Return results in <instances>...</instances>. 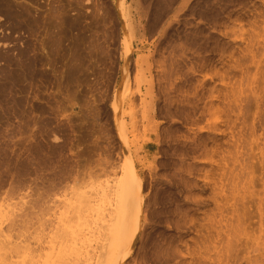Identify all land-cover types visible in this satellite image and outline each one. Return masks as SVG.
Wrapping results in <instances>:
<instances>
[{"label":"rangeland","instance_id":"1","mask_svg":"<svg viewBox=\"0 0 264 264\" xmlns=\"http://www.w3.org/2000/svg\"><path fill=\"white\" fill-rule=\"evenodd\" d=\"M5 1L16 13L14 14L17 16L18 29L12 32L0 28V35L6 34L13 39L22 38L21 47L28 49L26 56L30 53L29 57L25 56L23 59V62H26L25 65L28 66L22 62L21 69L18 70L19 76L22 74L24 77L27 76L20 82L26 84L24 89L25 87V90L28 89L27 94H24V89L23 92L21 91L23 86L20 84L22 88L17 98L21 100L24 97L20 101L22 113L25 112L24 109H27L26 114L29 110L32 113L29 112L27 117L26 114H23L24 116L21 115L17 118L14 115L12 118L11 112L2 113L3 118L0 116V120L4 121L6 125L8 124L7 127L4 122L0 121V130L2 129L0 141L3 140L8 143V146L5 144L2 146L11 152L7 149H4V152L0 151V161L4 165L9 163V166H3L0 162V166H3V168L0 167L2 170L0 171V178L5 184L1 185L4 187L0 192H8L7 190H11V187L15 193L19 190L25 191L31 184L36 185V189H43H37V191L39 190L38 193L47 191L46 194L40 195L49 201L48 205L51 210H46L45 215L47 214V219L50 216L55 224L45 228L44 232L48 237L43 233L47 238L46 240L51 244L50 247L45 244L48 246L45 247L46 252L52 250L50 252V255L53 254L52 257L50 256L51 259L55 258L53 261L59 264L63 257L68 253L70 254L71 248H68L77 242V238L76 241L75 238L72 239V234H75L74 237L81 234V237L78 238H81L82 242L86 241L87 238L86 244L89 243L87 249L89 248L90 257H98L99 255L103 258L102 256L107 253L109 247L107 245L105 249L106 244L103 243L110 242L113 244L111 242L114 241L116 246L117 240H114L113 235L115 237V234H118L121 240L119 249L110 245L115 248L116 253L113 252V248H111L113 250L108 248L115 255H112L110 251L108 253L112 256L105 255L109 258L113 257L118 262L125 256L135 233L142 226L135 249L124 260L123 264H264V229L262 231L260 228L258 229L259 221L257 222L258 218H256L258 199L255 197L252 198L247 195L246 199L248 202L246 207L248 206L247 208L251 212H256L252 213L253 216L255 214L254 219L257 222L253 223L257 224L254 225V230L235 228L229 237L220 238L222 240L216 237L218 242H215L219 217L217 205L213 200L215 199L213 185L218 180L222 168L221 151L214 153L213 157V152L210 150L208 158H212L214 162L208 160L206 164H199L198 169L195 167L194 175H192L194 177L191 180L196 187L193 188L187 187L184 182L179 181L180 176H173L179 167L166 160L169 153H172L173 156L178 155V151L171 147V152L166 151L169 144L172 146L175 143L174 139L178 135L177 126L172 125V122L180 123L181 120L182 123L187 116L180 114V112L166 110L167 106L179 104L181 96L178 95L177 90L169 92L172 91L170 86H166L169 80L162 73L174 67L175 60L182 50L201 52L195 46L188 44L180 32L174 33L169 38L171 31L165 30L166 21L169 17H172L171 20L175 19V10L166 15L162 22H153L160 18L164 12L165 4L169 1L162 0L160 3L161 0H125L123 13L127 20V31L124 30L120 15L117 12L119 0H3V2ZM255 2L259 8L264 5V0H256ZM198 13L195 12L193 15L190 12L189 14L193 18L199 19ZM251 15L247 12H240L235 14L233 18L240 17L239 20L243 21L245 27L248 28L249 22L253 19V15ZM3 18H0V22L3 21ZM229 22V20L223 19L221 23L228 25ZM260 32L264 37V24ZM221 41L222 45L225 40ZM129 42H131L133 51L127 62L126 45ZM228 51L230 52L227 49V53H229ZM236 52L235 55L240 58L241 54H238L240 51ZM259 57L262 64L256 78L252 75L254 68L246 58L242 62L247 65V70L250 72L252 70L248 76L241 74L240 70L231 68L228 60H225V63L224 60L221 61L214 56H210L208 60L193 63L185 69L189 73L199 75V81L203 82L199 94L204 101L211 102L213 100L214 103L213 109L206 111L207 117L200 125L204 126L208 119L214 121L213 118L217 117L218 119L215 121L219 129H225L228 124L226 120H228L229 111L226 109L228 102H226L225 95L234 84L242 78L244 79L246 87L243 93V97H245H242L243 105L240 103V107L238 105L236 108L232 104L235 110L230 115L233 116L234 121L238 120L234 125L236 132L240 127L242 130L244 128L247 130L244 129L245 132H242L246 133L249 143H251L253 127H256L255 134L260 141L259 147L255 146L251 150L248 147L249 152L247 151L245 155L247 163L245 180L254 178V189L257 192L264 187L260 181V178H264V51L259 54ZM220 67L221 69H219ZM221 72L224 75L227 74V78L225 76L224 80H222ZM163 86H165V90ZM226 89L229 90L226 91ZM20 93H23L22 96ZM192 93L193 90L190 91L191 95ZM121 99L125 103H123V110L119 115L120 124H122V139L120 141L114 122L112 104L114 101L120 102ZM24 101L26 104L22 105ZM25 105L29 107L26 106L25 108ZM6 114H9L11 118ZM31 116L35 117L32 119ZM6 117L10 120L7 121ZM194 117L196 118L197 114ZM235 117L239 118L236 119ZM13 119H17L18 123ZM35 119L38 120V123L42 122V127L47 126L44 127L45 130L42 128L43 132H40L41 126L37 124ZM241 125H244V128ZM252 125L254 126L252 127ZM24 126L29 127L24 129ZM12 127H16L14 131L17 129L22 132L16 131L11 135L10 132L12 133L14 129ZM35 129L39 130L36 131ZM5 130L11 137L6 135ZM47 130L49 134L46 132ZM37 132L44 135L38 134L35 137ZM16 134L17 138L18 134L21 137L17 139ZM228 136H215L211 140L207 136H203V143L201 144L206 143L209 148L224 147V141ZM6 138L8 139L6 140ZM20 138L22 141L32 138L38 146L40 144L43 146H39L37 154L28 153L21 148L22 156L19 158L17 154L20 151L13 152L15 145L12 143L19 141ZM49 139L50 142H54L52 144L56 143L54 145L56 148L51 147L52 144L49 145ZM124 146L127 147L128 153L134 160L136 169L143 179L141 190L136 188L135 201L132 202L126 198L125 186L129 182L132 184L135 182L132 175L127 176L126 174L128 157ZM50 147L53 152L54 148L55 152L59 151L57 153L50 152ZM57 147L58 150H56ZM43 148L46 149V152ZM47 153H51V157L54 156L52 154L58 155L51 158ZM30 154L32 156H28ZM47 157L50 159L47 160ZM58 157L61 158L57 159ZM31 158H33L32 161ZM36 158L39 159L42 167L39 164L36 165L38 163ZM54 158L57 161H54ZM52 160L55 163H51ZM202 160L206 161L204 154ZM21 161L26 164H20ZM57 162L61 164L57 165ZM65 162H71L68 164V171H64L68 168ZM14 163L22 165L21 168L19 166L20 171L16 172L15 169H11L15 166ZM33 163L35 164L33 165ZM65 164L67 168H62L65 167ZM28 165L33 166L30 168ZM35 165L37 170H34L36 169ZM49 166L54 167V169H48L51 168ZM23 167L27 171H21ZM8 168L11 169V171L9 170L10 174L7 173ZM13 171H15L16 176L12 175ZM32 171L36 172L33 173ZM57 171L61 172L62 175L61 173L58 174ZM66 172L68 174H65ZM35 173H37L36 177L34 176ZM44 173L45 176L49 177L48 181V177H45ZM46 173H52L57 179ZM184 173H186L184 170L181 171V174ZM2 174L4 175L2 176ZM29 176L33 177L30 178ZM63 176L65 177L63 178ZM11 177H13L14 182ZM25 178L28 179L27 181L33 178L31 182H35L29 181L31 184L28 185L27 181V183L22 181ZM6 181L9 185L6 184ZM13 183L17 186L16 189L13 188L15 187ZM47 185L50 187L48 188ZM33 187L30 186L31 189ZM36 189L34 187L32 191ZM3 193H0V196H4ZM38 193L36 194L39 195ZM262 193L263 190L259 194ZM141 194L145 197V204L140 215L137 202ZM80 202H85L86 208L89 207L87 214L85 213L87 222L84 225L71 227L70 224H66V218L70 215L73 218L74 214L72 212L70 214V211ZM147 203L150 205L146 212ZM112 207L116 208L114 209L116 211H112ZM55 218L58 221L55 222ZM82 244L84 245L82 248L86 249L85 243ZM78 245L80 244L78 243ZM102 247L105 251L101 250ZM49 248H51L50 251ZM255 259L256 261H254ZM55 263L53 262V264Z\"/></svg>","mask_w":264,"mask_h":264},{"label":"bare ground","instance_id":"2","mask_svg":"<svg viewBox=\"0 0 264 264\" xmlns=\"http://www.w3.org/2000/svg\"><path fill=\"white\" fill-rule=\"evenodd\" d=\"M168 1L169 2L166 4L163 1L165 4L164 12L160 15V18L158 20H154L153 22H155V21L156 22L157 21L162 22L163 18H165L166 15H168L172 10H175V14H176L175 16L177 17V18L175 17L176 20L175 19L171 20L172 17H169V19L167 21L164 19V22L166 21V29L165 30L171 31V33H170L171 35L169 34V38L172 37L174 33L180 32L188 44L195 46L196 49L201 51V52L196 53V52L191 51V50H182L181 53L179 54L178 58L175 60L174 67L170 68L168 71H165V70H164L165 72L162 71L164 73L161 72L162 75H164L169 80V83L167 85L165 84L166 86H170L172 91H169V92H175V90H177L179 92L178 95L181 96L179 104H177L176 106H167L166 110L167 111L180 112V114H183V115L185 114L187 116V118L185 117L186 118L185 121L183 120L184 122H182V123H181V120H180V123H175L174 121L172 122V125L177 126L176 132L178 133V135L174 139L175 143H173L172 146H170V144H169L166 148V151L171 152L172 151L171 148L174 150L176 149L178 151V155L173 156V155H171L172 153L171 154L169 153V154H167L166 160L169 163L179 167V170L175 171L173 176H178V177L180 176V178H179L180 180L178 179L179 181L184 182V184L187 187L193 188L194 186L196 187V185H194L192 182V180H193L192 178L194 177L192 175H194L193 170L195 169V167H197V169H198L199 164H201V165H202V163L206 164V162L208 160H212V158H208V152H210V150H212V152H213L212 153L213 157H214V153H216L217 151L218 152L221 151V153H222L221 167L222 168H221V172L219 171L220 174H219L218 180L213 185V195L215 196L214 197L215 199H213V200H214L215 204L217 205L218 217H219L218 222H217V227H216L217 233L215 236V242L216 243L218 242L217 238H219V240H222L220 238L225 239L226 237H229L231 232H233V230L235 228L241 227L242 230H245V228L253 229L254 225H257V224H253L254 222H256V220L254 219L255 214H254V216L252 214V213H256V212H251L249 210V208H247L248 206L246 207V205L248 203L246 200L247 195H249L248 197H252V198L255 197L258 199V203L256 205L257 206L256 218H258L257 222L259 221L258 229L260 228V230L262 231L264 229V187H263V189H261V191L263 190V193L259 194L261 191L257 192L254 189L255 188V184H254L255 179L254 178H248V181L245 180V171H246V167H247L245 155L247 154V151L249 149L248 147H250V150L253 149V147H255V146L259 147L260 141H259V138H257V136L255 134V131H256L255 128L256 127L255 128L253 127L255 124L252 125L253 133L251 135V141H250L251 143H249L247 136L245 135L246 133L245 134L243 133V132H245L244 131V129H245L244 125H241L244 128L243 130L240 127L241 128V129L239 128L240 131L237 130V132H236L234 129V125L236 124V122L238 120L234 121L235 119H233L232 118L233 116L230 115V113L233 112V110H235L234 107H232V104L236 108L238 105H239L238 107H240V103H241V105H243L242 104L243 98L245 97V96L243 97V93H244L245 87H246V84L244 83V79L242 78L238 83L234 84L231 87L230 91L225 95L226 102H228V103H226V106H227L226 109H228V111H229L228 120H226V121H228V124L226 125L225 129H219L217 127V123L215 121L218 119L217 117L213 118L214 121H211L208 119L204 126L200 125V123H202L207 117L206 111L213 109L214 103H213L212 99H210V100H212L211 102L210 101H204L202 99L201 95L199 94V89L203 85V82L199 81V75L189 73L185 69L190 67L193 63H196L200 60H208L210 58V56H214V57H218V59L221 61L224 60V62H225V60H228L231 68L236 69V70H240L241 74H243L244 76L245 75L248 76V75H250L249 73H251L252 70H251V72L249 70H247V65H245L242 62L246 58L249 60V63L251 64V66H253L254 72L252 73V75L254 76V78H256V76H257V74L261 68V64H262V61L259 57V54L264 51V37H263V35H261V32H260L262 25L264 24V5H262V8L260 5H259L260 8L257 7V3L255 2L256 0H168ZM242 1H244V2H242ZM5 2H3V0L2 1L0 0V15H1V17H4L3 21L0 22V28L1 29L3 28L4 30H8V31L11 30L12 32H15V30L18 29L17 28V26H18L17 25V19H16L17 16L15 15L16 13L13 12L12 9L8 6L9 4L7 5L8 2H6V3ZM166 2H167V0H166ZM160 3H162V0ZM124 4H125V0H119L118 5H117V12L120 15V19H121L122 26H123L124 30L127 31V24H126L127 20H126L124 13H123ZM10 5H11V3H10ZM190 12L193 15L195 12H199L198 13L199 19H196L195 17L193 18L189 14ZM240 12H243V13L247 12V13H250L253 15V19H252V21L249 22L248 28L245 27L243 21L239 20L240 17L233 18V16L235 14L240 13ZM156 18H158V17H156ZM223 19L229 20L230 21L229 24L223 25L221 23ZM157 24H160V23H157ZM19 25L21 26V24H19ZM165 30H164V33H165ZM5 35L4 34L0 35V116L2 113H5V112L10 113L11 112V117L14 115V117L17 118V117H21V115H23V114H26L25 112L27 110V109H24L25 112L22 113L20 101L23 100L24 97L21 100H20V98H17V97H18V94L20 92V89L22 88L20 85L22 83H20V82H22L23 79L27 78V76L24 77L23 74L19 76L18 70L21 69L23 59L25 58V56L27 54L26 50H28V49L27 48L23 49V47H21L20 42H22L21 41L22 38L13 39L11 36H9V35L5 36ZM221 40H225V42L222 43L223 46L220 43ZM231 44H234V45H231ZM227 49L230 50V52L228 51L229 53H227ZM235 50L240 51V53H238L239 55L241 54L240 58H237L238 56L235 55V53H237ZM132 51H133V48H132L131 42H129L126 45V60H127V62L129 61V57H130V54H132ZM29 54L27 55L28 57H29ZM25 63L23 62L24 65H25ZM25 66H28V65L26 64ZM219 69H221V67ZM225 72H226V68H225ZM226 75H224V73L221 72L222 80L225 79ZM226 78H227V76H226ZM224 84H225V81H224ZM24 85H26V84H22V86H23V88L21 90L22 92L24 89ZM164 87L165 86H163V89H164ZM25 89H26V87H25ZM250 89H251V87H250ZM27 90H25L24 94H27L26 93ZM168 90H170V89H168ZM191 90H193L192 95L190 94ZM228 90L226 89V91H228ZM21 94H23V93H20V95ZM21 96H19V97H21ZM26 97H27V95H26ZM122 99L120 102L114 101V103L112 104V108L114 111V122H115L116 130H117V135H118V138L120 139V141L122 139V130H121L122 124H120L119 115H120L121 111L123 110V103H125V102H123ZM27 102H29V101H27ZM21 103H23V102H21ZM24 104H26L25 101L22 105H24ZM26 106H28V105H25V108H26ZM22 108H24V107H22ZM29 112H31V111L29 110ZM27 114H26V117L29 116ZM193 114L194 115L197 114V117L195 118ZM7 116L9 117V114ZM1 117L3 118V116H1ZM11 117H9V118H11ZM32 117L33 116H31V118ZM23 118H25V117H23ZM23 118H22V120H23ZM235 118L238 119L239 117L238 118L235 117ZM4 119H5V116H4ZM6 119H7V121L10 120L7 117H6ZM27 120H28V118H27ZM38 120H39V118H38ZM38 120H36L37 124L38 125L40 124V126H41L42 122L40 121L38 123ZM41 120H42V118H41ZM14 121H17V123H18L17 119ZM44 121L45 120L43 119V122ZM175 121L177 122V120H175ZM1 122L3 123L4 121H1ZM243 123L245 124L246 122H243ZM4 124H5V122H4ZM13 124H15V123L13 122ZM56 124H58V123L56 122ZM61 124H63V123H61ZM44 125H47V124L44 123ZM0 126H1V123H0ZM6 126L8 127V124ZM9 126H11V124H9ZM59 126H58V128H59ZM24 127H25L24 129H26L29 126H24ZM44 127H47V126H44ZM44 127L41 126L40 129L42 130V128H44ZM247 127H248V125H247ZM12 128H14V127H12ZM12 128H11V130H12ZM15 128L13 129L12 133L9 131L11 135L13 134V132L18 131L17 129H16V131H14ZM22 128H23V125H22ZM3 129H5V128H3ZM45 129L46 128H44V130ZM19 130H21V129L19 128ZM29 130H31V128ZM38 130H36V131H38ZM41 130H40V132H43V130L42 131ZM1 131H2V129L0 130V132ZM6 131L7 130H5V133H7ZM18 132H20V131H18ZM23 132H25V131H23ZM27 132L30 133L29 131H27ZM46 132L48 133V130ZM44 133H45V131H44ZM10 134L7 133L6 135L9 136ZM38 134H39V132H37L35 137H37ZM40 134H42V133H40ZM11 135H10V137H11ZM43 135L44 134H42V136ZM227 135H229V136L224 141V144H223L224 147L223 146L221 147L219 145L222 149L220 147L209 148L208 144L206 145V143L201 144V143H203L202 142L203 136H207L211 140L215 136H227ZM26 136H24V137H26ZM157 136H159V135H157ZM193 136H194V138L192 139ZM10 137H8V138L10 139ZM19 137H21L20 134H18V138ZM8 138H6V140ZM16 138H17V134H16ZM41 139H43V137ZM157 140L159 141V139H157ZM10 141H12V140H10ZM34 141L35 140H33L32 138H29V139L24 140V141H22V139L20 138L19 141L17 140V142L15 141L12 143V145H15L13 152L20 151V153L17 154V156L21 157L22 155H21L20 149L23 148L28 153L33 152V153L37 154L39 151V148L42 147L43 145L40 144L39 145L40 147H39L36 143H34ZM49 142H50V139H49ZM52 142L53 141H51L49 145H51ZM45 143H46V141H45ZM157 143H159V142H157ZM4 144L6 146L9 145L8 143L4 142L3 140H2V142L0 141V151L1 152H4V149H7V148H4L2 146ZM46 144H48V143H46ZM55 144H52L51 147H53ZM59 146H61V144H59ZM44 147H46V146L44 145ZM51 147L49 148L50 152H53L51 150ZM54 147L56 148V146H54ZM58 147L56 150H58ZM55 148L54 149L52 148L54 150V152H55ZM43 149H45V148H43ZM49 149H48V151H49ZM7 150L9 151V149H7ZM124 150H125L126 156L128 157V166H127V173L126 174H127V176L132 175L134 182H135V184H132L131 182H129L125 186L126 198L132 202V201H135V190H136V188H139L141 190V187L143 185V179H142L141 175L139 174V172L137 171L136 166H135V162L131 158V156L129 155L127 147L124 146ZM8 151H7V153L10 152V151L9 152ZM26 151H24V152H26ZM45 152H46V149H45ZM57 152H55V153H57ZM203 154L206 156V161L202 160ZM23 155H24V153H23ZM25 155L27 156V154H25ZM47 155L50 156L51 153L50 154L47 153ZM52 155H54L53 157H56L58 154L56 156H55V154H52ZM14 156H16V155H14ZM28 156H32V154H30ZM35 156H34V158H35ZM36 157H38V156H36ZM44 157H45V155H44ZM53 157H51V158H53ZM59 158H61V157H58L57 159H59ZM62 158L65 160V158H67V157L65 156V158L64 157H62ZM7 159H8V157H7ZM14 159H15V157H14ZM18 159H16V160H18ZM29 159L30 158L28 157V160ZM32 159L33 158H31V161H32ZM36 159H38V158H36ZM49 159L50 158H48L47 160H49ZM54 159H53L54 161H57L56 158H54ZM2 160L4 161V158H2ZM42 160H43V157H42ZM53 160L51 163H55V162H53ZM22 161L20 162V164L24 163ZM65 161H67V160H65ZM28 162H30V161H28ZM39 162L40 161L38 159V163L36 164L37 166H38V164L40 166ZM212 162H214V160H212ZM7 163H6V165L9 166V163L8 164ZM35 163H33V165ZM41 163H42V161H41ZM69 163L71 164V162H69ZM69 163H66V164L68 165ZM1 164L3 166H6L3 164V162H1ZM24 164H26V163H24ZM46 164H48V163L46 162ZM58 164H61V163L57 162V165ZM66 164H65V167L62 165L63 166L62 168H67ZM36 165H35V167H36ZM48 165H47V167H48ZM3 166L2 167L0 166V167L3 168ZM19 166L20 165H18V163H17L11 169H13V170L15 169L17 172L21 168L22 165L20 166V168H19ZM32 166L31 167L29 166V167L32 168ZM55 166H56V164H55ZM40 167H42V166H40ZM49 167H51V168H48V169H52V168L54 169V167H52V166H49ZM60 168H61V166H60ZM60 168L59 169L56 168V169L61 170ZM11 169L8 168L7 173H9V170L11 171ZM56 169H55V171H56ZM68 169H69V165H68L67 169H64V171L65 170L68 171ZM22 170H25L24 167H23V169H21V171ZM34 170H37V167ZM42 170H40V172H42ZM183 170L186 173L181 174V171H183ZM0 171H2V170L0 169ZM25 171H27V170H25ZM64 171L62 173H64ZM70 171H71V168H70ZM14 172L15 171H13V173ZM32 172L34 173L36 171H32ZM57 172H58V174L61 173V172L59 173V171H57ZM7 173H6V176H7ZM13 173H12V175L16 176V174L14 173L15 174L14 175ZM48 173H49V170H48ZM48 173H46V174H48ZM62 173H61V175H62ZM195 173H196V171H195ZM4 174H2V176ZM9 174H8V176H9ZM20 174H19V177H20ZM36 174L37 173H35L34 176ZM65 174H68V173L66 172ZM69 174H70V172H69ZM0 175H1V173H0ZM43 175L45 176V173ZM48 175L53 176L52 173H50ZM61 175H59V176H61ZM6 176H5V179H6ZM65 176H63V178ZM22 177H23V175H22ZM27 177H28V174H27ZM31 177H33V176H31ZM45 177H48V176L46 175ZM53 177L56 178L55 175ZM11 178H12L11 180H13V177H11ZM59 178H61V177H59ZM1 179L2 178H0V190L4 187V186H1L2 184H4V181L2 182ZM32 179H29V181L31 182ZM35 179H37V178H35ZM48 179H49V177L47 178V181H48ZM18 180H20V179H18ZM27 180L28 179L25 178L22 181H24L25 183L28 182V185H29L30 182ZM175 181H177V179H175ZM260 181H262L261 183L264 186V178H260ZM13 182H14V180H13ZM34 182L35 181H32L31 183H34ZM36 182H39V181L36 180ZM16 183H20V181L16 182ZM6 184H7V181H6ZM10 184H12V183L10 182ZM22 184H24V183H22ZM36 184H38V183H36ZM7 185H9V184H7ZM51 185H52V183H51ZM13 186H15L13 188L16 189L17 186L14 183H13ZM26 186L27 185L25 184V187ZM30 186H34L36 189V185L31 184ZM30 186L27 189H25V191H20V190L18 191L17 190L18 191V192L16 191L17 193H15L13 191L12 187H11V190L9 189L10 191L7 190L9 193L8 192L3 193L4 191L0 192L1 194L2 193L5 194L4 196H0V264H53V262L55 263V261H53L55 258L51 259V257H52L51 255H53V254L51 253V255H50V252H52V250H51L52 247L49 248V251L51 250L50 252L45 251V249H46L45 247L47 246V245L45 246V244H48L49 247L51 246V244H49V242L46 240L47 238L45 237V235L47 236V234L44 232V230H46L45 228H47L49 226L55 225L52 221L53 219L51 220L50 216H48L49 218L47 219L46 218L47 214L45 215L46 210H51L50 209L51 207L48 205L49 201L45 197L46 196L45 194L47 191L38 193L39 190H43V189L37 188V189H39L38 191H37V189L32 191V189H34V187L31 189ZM19 187L21 189V186H19ZM49 187L50 186H48V188ZM187 187H185V188H187ZM43 188H44V186H43ZM45 188L48 189L47 187H45ZM34 191L36 193H38L39 195H37ZM42 193H45L44 197L46 200L42 198V196H41ZM87 202H89V201H87ZM252 203H254V202H252ZM144 204H145V197L141 194V196L139 197L138 202H137V209L139 210L140 215L142 212L141 210L144 208ZM149 205H148V203L146 204V208H147V210H145L146 212L148 211ZM88 208L89 207L86 208L85 202H83V203L80 202V204L75 206V208L73 209L74 211L71 209L70 214L72 212L74 214V216H73V218L70 217L72 215L67 216L66 224L67 225L70 224L69 226H71V227L74 225H76V227L79 225H84L87 222V220H86L87 217H86L85 213L88 212L87 211ZM114 209H116V208H113L112 211H116ZM111 215H112V212H111ZM89 217H90V215H89ZM55 219H56L55 222L58 221L57 218H55ZM141 227L135 233V236L133 237L132 242H131L125 256L121 260H119L118 262L115 261L113 257H110V258L108 257L111 254L115 255V253H116L115 248L116 247H118V249H119V245L121 243L120 242L121 240H120V237L118 234H115V237L113 235V238H115L114 240H117V242L115 241L116 246L114 244V241L111 242L113 244H110V242L109 243H103V244H106V246L103 245L105 247V249L108 245L109 249L113 248L114 250L113 249H111V250H113V252L115 251V253H113L107 248L108 251L106 250L107 253L106 252L105 253L108 254V256H105L106 254H104V252H103V254L105 256V257L102 256L103 258H101V256H99V255H98V257H90V251L88 250L89 248L87 249V245L89 243L86 244L88 241L87 238H86V241L82 242L83 240H81V238H78L79 236L81 237V234L77 235L76 237H74L75 234H72V236H73V238L71 236L72 239L75 238V241H76V238H77V242L73 243V246H74V244H76L75 247H73L72 245L69 247V245L67 244L68 245L67 247H69L68 249L71 248L70 254L72 253V255L70 256L69 253L67 254L66 252H64L65 254L69 255L70 257L69 256L66 257L67 256L66 255L65 256L66 258L63 257L62 261H60L59 264H123L124 260L127 259L133 253V251L135 249V246H136V243L138 240V236L140 234V231L142 230ZM116 235H117V237H116ZM71 238H70V240H71ZM78 239H80V242H78ZM82 239H83V237H82ZM45 240L48 243H46V242L44 243ZM110 240H112V239H110ZM212 240H213V237H212ZM61 242H63V241H61ZM78 243L80 245H78ZM82 243H85L86 249L82 248L84 246ZM110 245L115 246V248L111 247ZM62 246H63V243H62ZM104 247L101 248L102 251H105L103 249ZM68 249H67V251H69ZM65 251H66V248H65ZM109 251L111 253L110 255L108 253ZM54 257H55V254H54ZM57 257L58 256H56V259H58ZM106 257H108V258H106ZM50 261H51V263H50ZM254 261H256V259ZM251 263H252V261H251ZM55 264H58V262H56Z\"/></svg>","mask_w":264,"mask_h":264}]
</instances>
